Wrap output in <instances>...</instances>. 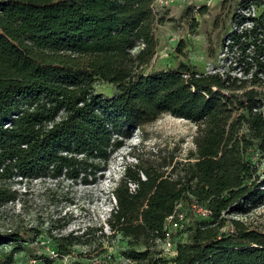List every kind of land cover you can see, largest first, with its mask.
<instances>
[{"label": "rangeland", "instance_id": "rangeland-1", "mask_svg": "<svg viewBox=\"0 0 264 264\" xmlns=\"http://www.w3.org/2000/svg\"><path fill=\"white\" fill-rule=\"evenodd\" d=\"M153 16V53L146 64L134 70L131 80L138 92L149 90L150 105H131L121 98L123 84L100 78L88 82L83 78L88 93L84 106L68 107L67 98L55 90V95L35 97L36 103L30 107L22 103L24 109L14 110L9 114L11 117L2 115L0 185L14 192L16 198L0 206V234L16 233L20 240L0 244L1 261L155 264L160 258L172 259L178 244L191 243V229L197 221H209L195 217L186 195L176 202L175 199L164 202L172 213L183 215L181 232H174L165 218H159L160 205L155 213H147L148 198L141 196L148 186L156 190L161 183L162 198H167L171 190L168 185L181 190L183 174L188 175L190 185L195 183L199 167L193 138L202 122L196 105L205 99L201 94L191 101L185 88L181 92L183 98L179 99V93L167 92L168 80L157 81L152 75L183 63L197 73L199 78L195 79L202 81L207 76H216L228 81V88L220 92L223 97L239 94L243 91L236 90L239 85L264 91V87H253L250 81L255 67L251 47L246 49L252 40L257 45L264 39V0H172L166 6L154 1ZM251 28L252 37L248 32ZM143 48L140 42L135 43L128 53L136 56ZM147 56L145 51L142 58ZM37 63L40 67L45 65ZM69 85L66 82L62 87L63 94L73 91ZM90 98L92 101L88 102ZM218 101V96H214L212 104L217 106ZM230 103L231 116L242 112L236 100ZM97 106L99 111L95 110ZM26 109L27 114L17 118ZM79 109H82L81 119L73 115ZM47 113L57 116L42 120ZM51 125H59L69 135L68 141L74 145L71 151L76 152L74 157L84 156L77 154L82 151L88 159L93 158L103 169L101 176L97 174L95 180L86 184L73 178L70 171L52 178L50 173L39 176L14 164V153L25 147L14 136L17 127ZM127 131L130 137H121ZM104 132L109 134L107 146L102 145ZM116 139L121 141L120 145L115 144ZM101 147L108 155L100 153ZM246 159L264 177V154L252 146ZM113 180L119 189L116 193H111L116 184ZM121 187L125 189V198L119 200ZM223 217L239 220L249 229L264 231V204L255 205L245 215L223 214ZM230 229V223L224 222L221 231L227 233ZM164 230L172 233L168 240ZM75 239L78 243L67 245Z\"/></svg>", "mask_w": 264, "mask_h": 264}, {"label": "trees", "instance_id": "trees-1", "mask_svg": "<svg viewBox=\"0 0 264 264\" xmlns=\"http://www.w3.org/2000/svg\"><path fill=\"white\" fill-rule=\"evenodd\" d=\"M154 1L0 0V119L2 115L6 114L7 118L14 110L24 109L22 103L30 107L36 103L35 97L55 95V90L67 98L68 107L84 106L88 93L83 87V78L88 82L100 78L123 84L121 98L131 105H150L147 101L151 98L149 90L138 92L131 80L134 70L146 64L153 53ZM248 32L252 37V28ZM139 42L144 48L136 56L130 55V46ZM249 47L255 67L250 81L253 87H264L261 86L264 85V39L257 45L252 40L246 49ZM145 51L148 56L142 58ZM35 52L38 53L36 57ZM37 62L45 65L40 67ZM196 74L191 67L180 63L174 69L152 75L157 81L168 80L167 92L179 93V99L184 96L183 88L188 89L186 94L191 96V101L201 94L205 98L196 105L202 122L193 138L199 167L195 183L190 185L185 173L181 190L167 186L171 189L167 198H162L161 183L156 190L154 186H148L141 197L148 198V214L155 213L160 205L159 218L164 219L172 213L164 202L174 199L176 202L186 195L189 204L195 202L209 210L206 217L209 221H197L191 229V243L178 244L172 259L160 258L155 264H264V231L249 229L239 220L223 217V214L245 215L255 205L264 204V177L246 159L252 146L264 154V91L239 85L236 90L243 91L227 98L220 92L228 88V81L216 76H207L201 81L195 79L199 78ZM66 82L71 83L69 86L73 91L63 94L62 87ZM214 96L220 99L217 106L212 104ZM233 100L242 110L235 116H231L229 107ZM91 101L90 98L88 102ZM95 110L100 108L97 106ZM27 112L28 109L24 110L17 118ZM78 112L73 115L81 119L82 109ZM56 116L47 113L42 120ZM130 135L127 131L121 137ZM14 136L25 145L14 153V164L18 168L39 176L47 172L52 178L70 171L74 173L73 178L86 184L95 180L97 174L101 176L103 169L92 157L88 159L82 151L77 154L84 156L74 157L76 152L71 151L74 145L59 125L21 126L17 127ZM108 137L109 134L104 132L103 146L108 145ZM115 144L120 145L121 141L116 139ZM100 153L108 155L103 147ZM121 188L119 200L125 198V189ZM118 190L116 183L111 193ZM15 198L14 192L0 185V206ZM143 220L147 222L145 218ZM226 221L231 229L224 233L221 228ZM157 224L161 226L160 222ZM18 238L16 233L0 234V244L13 243L20 240ZM76 243L77 239L68 241L67 245ZM9 262L0 260V264Z\"/></svg>", "mask_w": 264, "mask_h": 264}, {"label": "built area", "instance_id": "built-area-1", "mask_svg": "<svg viewBox=\"0 0 264 264\" xmlns=\"http://www.w3.org/2000/svg\"><path fill=\"white\" fill-rule=\"evenodd\" d=\"M155 1H158V3H160L161 5L166 6L172 0H155ZM179 207H180V205H179ZM191 209H192L194 215L199 216L201 218H204V217L206 218L210 214L209 210L206 207H203V206H201L195 202L191 203ZM182 220H183V215L180 213H177V211H174L172 214L165 217L164 221L169 226L173 227L174 232L175 231L177 232L182 228V226H181ZM164 232H165V236L167 237V240H168L172 233L168 232L166 230H164ZM166 245L168 248H170L171 243L169 241H167Z\"/></svg>", "mask_w": 264, "mask_h": 264}, {"label": "bare ground", "instance_id": "bare-ground-1", "mask_svg": "<svg viewBox=\"0 0 264 264\" xmlns=\"http://www.w3.org/2000/svg\"><path fill=\"white\" fill-rule=\"evenodd\" d=\"M113 182H116V183H117V181H116V180H113Z\"/></svg>", "mask_w": 264, "mask_h": 264}]
</instances>
